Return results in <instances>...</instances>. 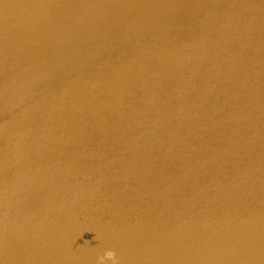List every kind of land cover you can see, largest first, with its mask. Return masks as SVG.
Returning a JSON list of instances; mask_svg holds the SVG:
<instances>
[{
    "label": "water",
    "instance_id": "obj_1",
    "mask_svg": "<svg viewBox=\"0 0 264 264\" xmlns=\"http://www.w3.org/2000/svg\"><path fill=\"white\" fill-rule=\"evenodd\" d=\"M107 249L264 264V0H0V264Z\"/></svg>",
    "mask_w": 264,
    "mask_h": 264
},
{
    "label": "clouds",
    "instance_id": "obj_2",
    "mask_svg": "<svg viewBox=\"0 0 264 264\" xmlns=\"http://www.w3.org/2000/svg\"><path fill=\"white\" fill-rule=\"evenodd\" d=\"M106 261H111V264H119L118 257L114 249H107L102 256L97 258V264H105Z\"/></svg>",
    "mask_w": 264,
    "mask_h": 264
}]
</instances>
